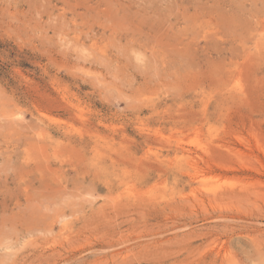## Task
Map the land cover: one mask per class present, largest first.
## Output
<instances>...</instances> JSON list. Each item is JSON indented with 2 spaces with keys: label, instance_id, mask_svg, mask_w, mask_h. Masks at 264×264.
Wrapping results in <instances>:
<instances>
[{
  "label": "rangeland",
  "instance_id": "374dc122",
  "mask_svg": "<svg viewBox=\"0 0 264 264\" xmlns=\"http://www.w3.org/2000/svg\"><path fill=\"white\" fill-rule=\"evenodd\" d=\"M0 264H264V0H0Z\"/></svg>",
  "mask_w": 264,
  "mask_h": 264
},
{
  "label": "bare ground",
  "instance_id": "6f19581e",
  "mask_svg": "<svg viewBox=\"0 0 264 264\" xmlns=\"http://www.w3.org/2000/svg\"><path fill=\"white\" fill-rule=\"evenodd\" d=\"M223 253H224V251H223Z\"/></svg>",
  "mask_w": 264,
  "mask_h": 264
}]
</instances>
